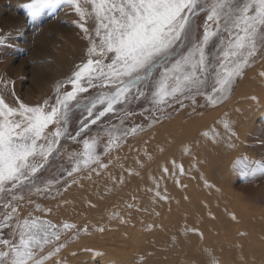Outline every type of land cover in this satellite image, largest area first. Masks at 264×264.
I'll list each match as a JSON object with an SVG mask.
<instances>
[{"label":"bare ground","instance_id":"obj_1","mask_svg":"<svg viewBox=\"0 0 264 264\" xmlns=\"http://www.w3.org/2000/svg\"><path fill=\"white\" fill-rule=\"evenodd\" d=\"M226 103L210 114L155 125L111 153L107 165L70 183L50 212L36 215L74 226L51 247L85 238L48 258V248L34 250L35 258L44 257L43 264H103L113 255L126 264H264L263 217L239 202L251 190L228 187L225 170L235 138L247 129L238 127L264 111V59ZM137 223L146 235L137 236L143 232Z\"/></svg>","mask_w":264,"mask_h":264},{"label":"rangeland","instance_id":"obj_2","mask_svg":"<svg viewBox=\"0 0 264 264\" xmlns=\"http://www.w3.org/2000/svg\"><path fill=\"white\" fill-rule=\"evenodd\" d=\"M29 2L30 0H0V37L5 38V43L0 45V97L10 107H19L21 102L29 106L42 105L47 100L50 110V107L55 105L58 94L63 95L72 90V85L68 83L69 77L77 71L78 66L89 59L87 53L90 47L89 40L85 38L79 24L84 23L89 35L98 42V38L95 37L96 20L93 14L82 21L74 6L69 5L58 9L46 8L40 15L30 17L25 7ZM80 3L91 12L90 3H85L84 0H80ZM207 15V11L198 10L197 14L192 16L188 38L183 42V46L178 48L181 54L187 52L193 43L202 38L206 23L211 31H216V25L212 21H207ZM223 37L226 38L227 33H223ZM220 42L221 35L218 34L210 39L205 49L208 59L212 61V67L217 63L215 58L220 51ZM112 55L108 53L106 56L93 58L102 59L107 64L111 62ZM263 59L264 42L258 40L255 54L249 58L241 75L234 80L230 94L215 105L209 103L206 95L197 94L194 90L166 97L163 103L155 102L153 85L159 79L160 70H157L148 80L130 88L113 104L110 111L104 112L107 103H97L89 115L83 105L102 95H111L115 92L117 84L93 80L92 86H89L86 80H82L81 84L87 90L78 93L77 99L69 103L67 122L65 124L62 121L60 124V127L65 129L64 134L53 145L47 158L37 155L31 159L30 162L38 166L36 172L29 175L28 179L17 183L15 187L11 182L6 183L4 190L0 191V225H3L0 227V241L18 243V225L24 220L48 221L36 215V212H50L52 200L61 197L70 183L83 174L107 165L111 153L134 144L138 136L155 125L179 115H183L184 119H190L195 115L210 114L222 108L229 98L235 95L244 76ZM39 84H42L41 88ZM57 84L60 86L59 93ZM203 91L210 93L211 88ZM77 104L81 106L78 107ZM101 112H104V115H99ZM56 127L57 125L53 124L48 126L46 129L48 139H52L50 134ZM241 127L247 128L242 130L244 133L240 131ZM238 129L241 136L237 138L238 134L235 138L236 144L234 149L228 152L229 163L225 166L231 178L228 180V187L230 184V187L238 192H244L246 190L244 188L250 189L251 194L239 202L258 211L264 220V174L257 173L255 176L247 177L242 175L243 171L254 166V161H264V111L259 113L255 121L243 124ZM85 141L90 143L94 141V158L86 164ZM39 143L46 141L41 140ZM200 181L205 182L203 179ZM13 208L16 209L15 212L12 211ZM6 216L11 218L5 219ZM48 222L55 226L59 237L68 230L63 228L66 223L56 226L54 222ZM142 223L143 220L140 221V224ZM138 229L143 232L137 236H144L145 228L139 225ZM234 230L245 229L236 227ZM84 238L83 235H76L64 239L56 247H51L50 244L59 239L50 238L42 249L48 248L51 253L46 257L48 258L68 245L82 243ZM61 245L63 247H60ZM57 248L59 251H56ZM0 250L8 249L0 243ZM110 258L103 264H126L124 257L113 255ZM69 259L66 261L71 262Z\"/></svg>","mask_w":264,"mask_h":264},{"label":"snow or ice","instance_id":"obj_3","mask_svg":"<svg viewBox=\"0 0 264 264\" xmlns=\"http://www.w3.org/2000/svg\"><path fill=\"white\" fill-rule=\"evenodd\" d=\"M84 2L91 4V12L81 6L80 0H30L25 5L30 17L40 15L46 8L58 9L65 5L74 6L82 21L94 14L95 37L98 42L89 35L85 24L80 23L79 27L89 40V59L69 77L68 83L72 85V90L63 95L58 94L50 110L47 100L42 105L29 106L21 102L19 107H10L0 97V191L4 190L6 183L11 182L15 187L36 172L38 166L31 163V159L37 155L47 158L53 145L64 134L65 129L60 124L62 121L65 124L67 122L69 103L77 99L78 93L87 90L82 86V80H86L89 86H92L93 80L117 84L111 95H102L83 105L89 115L97 103H107L104 112L110 111L113 104L130 88L148 80L157 70L160 71L159 79L153 85L155 102L163 103L166 97L194 90L197 94L206 95L209 103L215 105L230 94L234 80L241 75L249 58L255 54L257 41L264 42V0ZM198 10L207 11V21L216 25V31H211L206 23L202 38L181 54L178 48L188 38L191 18ZM223 33H227L226 38ZM218 34L221 35V47L215 58L216 66L212 67L205 49L210 39ZM4 43L5 38L0 37V45ZM108 53L113 54L110 63L105 64L102 59L93 58ZM56 87L59 93V84ZM209 87L210 93L202 92ZM104 112L99 115H104ZM50 124L57 125L50 134L52 139H48L46 134ZM41 140L46 143H39ZM84 149L86 164L94 158V141H85ZM253 164L242 175L264 174V161H254ZM71 227L74 226L67 223L63 225L65 229ZM18 228V243L0 241L8 249L0 250V264H43L45 258L36 259L34 250L42 249L50 238L59 239L55 226L48 221L24 220Z\"/></svg>","mask_w":264,"mask_h":264}]
</instances>
